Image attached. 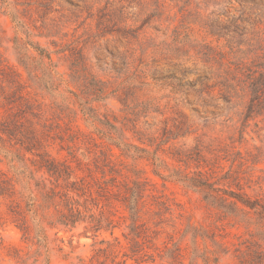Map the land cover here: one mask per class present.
<instances>
[{"label":"rangeland","instance_id":"obj_1","mask_svg":"<svg viewBox=\"0 0 264 264\" xmlns=\"http://www.w3.org/2000/svg\"><path fill=\"white\" fill-rule=\"evenodd\" d=\"M7 11H15L14 18ZM25 33L50 54L56 66L53 78L60 86L55 94L38 86L34 77L42 75L35 72L36 66L29 75L18 62L13 40L19 37L25 41ZM28 51L27 55L36 56L32 49ZM11 72L18 75L21 85L22 98L13 109L21 129L29 137L42 136L51 157L75 168L70 156L74 154L82 168L77 175L84 177L97 197L98 208L92 212H104L112 224L96 236L84 233L83 224L72 230L47 228L48 240L39 244L26 228L29 223L24 218L17 176L1 160L0 264H78L79 260L84 264H189L188 241L181 244L178 260L171 263L160 258L168 242L166 233L172 232L170 225L164 226L165 233L154 241L155 246L145 244L143 251L132 257L123 237L127 213L116 200L119 187L112 186L110 180H134V165L142 172L141 179H147L152 194L180 205L173 206L175 215L183 216L172 219L177 228L182 229L189 219L204 226L215 221L228 248L218 264L238 263L237 250H246L251 234L232 219L218 221L200 194L154 176L146 160L134 163L122 156L84 121L76 98L67 91L81 95L80 82L101 89L102 101L91 105L111 122L116 118L119 127L125 124L129 141L151 152L155 145L140 144L133 131L160 137L162 129L173 128V119L182 115L179 120L185 135L163 148L166 152L194 150L199 144L204 162L192 161L187 168L157 152L170 171L192 174L200 170L216 178L230 171L239 177L246 193L262 197L264 108L261 116L247 122L245 118L251 98L248 83L264 81V0H0V93L8 92L3 82ZM58 94L67 102L61 103ZM92 97L89 101L97 99ZM103 152L111 154L109 167L120 170V176L102 166ZM98 166L104 169V178ZM92 179L109 182L105 197L97 196ZM221 183L227 186L225 180ZM150 201H145L148 208ZM259 244L264 251V242L259 240ZM193 264L202 262L196 259Z\"/></svg>","mask_w":264,"mask_h":264},{"label":"trees","instance_id":"obj_2","mask_svg":"<svg viewBox=\"0 0 264 264\" xmlns=\"http://www.w3.org/2000/svg\"><path fill=\"white\" fill-rule=\"evenodd\" d=\"M7 13L11 17L15 15V11H7ZM29 34L25 33L27 36L25 41H21L19 37L13 40L18 62L23 65L29 75L36 66L35 72L36 70L41 71L42 75L34 77L38 86L49 94H55L60 86V84L55 85L53 78L57 74L56 66L50 54L39 43L29 40ZM28 49H32L36 56L27 55ZM30 60L31 65L28 63ZM6 77L8 80L3 83L7 84L8 92L1 91L0 93V108L3 109L2 114L0 113V161L4 160L12 173L17 176L19 197L24 207V218L27 217L29 223L26 228L32 230L33 238L39 244H45L48 240L47 228L72 230L83 224L84 233L91 232L93 236L102 230H107L112 221L102 211L98 215L92 212L98 208L97 197L93 196L92 186L85 183L84 177L77 175L82 168L74 154L70 153V156L76 163L75 168L70 162L59 161L51 157L45 149L42 136L29 137L25 129H21L19 119L13 113V109L18 107L14 104L22 98L19 97L21 85L19 79H16L18 78L16 73L11 72L6 74ZM199 80H202V77ZM78 84L81 87V95L74 94L72 91L67 92L76 98L84 121L92 127L93 131L100 134L111 147L119 149L122 156L131 159L134 163L138 160L149 162L153 175L162 181L173 180L182 184L186 189L200 194L206 207L216 212L218 221L232 219L235 225L243 226L251 234V240L246 242V250H237L239 252L236 255L237 264H264V251L259 244V240L264 242V196H250L244 190L239 177L230 174V171L220 178L200 170L192 174L181 170L170 171L167 162L157 155V152L170 155L172 160L183 163L187 168L190 167L192 161L204 162L199 144L193 148L195 151L175 149L166 152L163 148L169 142L185 135L183 131L181 132L183 122L179 120L182 115L173 119V128L165 126L160 137L133 129V134L140 144H146L147 147L155 145V149L151 152L129 141L125 136V124L119 127L116 125V118L111 122L108 116H101L98 109L91 105L92 102L102 101L103 91L101 89L90 88L88 82ZM227 88L236 90L232 86H227ZM248 88L251 98L245 122L254 116H261L264 108V81L251 80ZM92 89L95 91L91 93ZM58 96L61 103L67 102V98L60 94ZM92 96L97 99L89 101ZM97 125H101L103 129H98ZM102 156L103 163H105L102 166L109 167L111 154L103 152ZM193 156H197V159H193ZM199 165L196 166L197 169ZM135 167L134 165L131 171L135 176L134 180L116 181V177L110 180L113 183L112 186L119 187L116 200L122 204L127 213V218H125L128 222L127 233L123 234V237L129 244L132 257L139 255L145 244L155 246L154 241L165 233L164 226L170 225L172 232L166 233L165 238L168 242L164 243V253L160 258H165L171 263L178 260L181 257V244L188 241L191 249L189 264H193L196 259H200L202 264H218L219 260L228 253V248L223 242L222 230L214 225L215 221L212 225L204 226L190 223L189 219L182 229L177 228L172 219L174 216H177L175 220L183 216L181 213L175 215L173 206L180 207V205L173 203L164 195L152 194V191L148 189L147 179L142 180L140 177L142 172L137 171ZM108 172L120 176V170L113 169L111 166ZM162 172H168V174L164 175ZM100 173L104 178V169H100ZM88 177L92 178L91 174ZM223 180L226 181L227 186L221 183ZM92 181L93 186L96 187L97 196L105 197L111 186L108 185L109 182L95 179ZM147 198L151 200L150 208L146 207ZM177 234L179 237L175 239ZM168 244L171 246L168 247ZM140 263L141 261L138 262ZM78 264L84 263L79 260Z\"/></svg>","mask_w":264,"mask_h":264}]
</instances>
